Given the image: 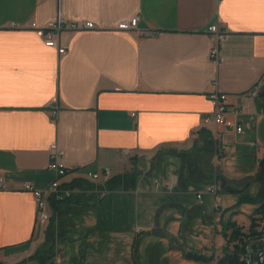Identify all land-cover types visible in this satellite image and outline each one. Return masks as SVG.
<instances>
[{"label":"crops","instance_id":"0c3cea01","mask_svg":"<svg viewBox=\"0 0 264 264\" xmlns=\"http://www.w3.org/2000/svg\"><path fill=\"white\" fill-rule=\"evenodd\" d=\"M59 16L95 26L61 32L63 55L26 28ZM135 17L137 30L117 28ZM211 24L226 33L218 66ZM263 74L264 0H0V264H218L229 224L249 234L264 217V154L248 145L264 146V115L233 114L259 113L264 98L245 92ZM212 92L242 134L200 127ZM51 143L70 173L102 176L68 175L72 196L38 230L21 186L54 179ZM211 184L220 211L196 199Z\"/></svg>","mask_w":264,"mask_h":264},{"label":"built area","instance_id":"2783aa9c","mask_svg":"<svg viewBox=\"0 0 264 264\" xmlns=\"http://www.w3.org/2000/svg\"><path fill=\"white\" fill-rule=\"evenodd\" d=\"M138 18L135 17L130 21L121 22L117 28L122 31L137 30ZM10 27H16L14 23L10 24ZM27 29L35 32L39 36L43 44L46 47L57 49L58 53L63 55L66 53V49L61 47L58 42V36L63 31L76 32L78 30H87L95 28L92 22H71L66 21L60 16L51 22H48L44 26H38L35 22H31L26 26ZM206 32L213 38L214 44L210 49V61L212 65L218 66L223 63L224 58L220 51L225 42L226 33L222 30L218 24H211L207 27ZM246 97L249 100H254L258 97L264 98V74L259 80L245 92ZM208 99L211 102L212 110L210 113L205 115L201 120L200 127L214 130L218 127H223L226 130H233L238 134L244 132L241 123L238 120H232L227 117L228 114V102L227 96L218 92H212L208 95ZM57 114V110L52 111V116ZM233 114L235 117L247 116L249 120H254L256 115H264V103L259 113L255 115L250 114L247 109L243 106H234ZM214 136L217 140H221L220 133L214 131ZM250 148H260L264 154V146H258L256 143H249ZM227 144L222 143L220 147V153L226 152ZM49 160L47 169L54 174V179L46 185L44 188L37 189L30 183H23L21 190L29 192L33 195L36 204V217L35 225L39 230H44L51 218V208L55 204H59L69 199L73 194V187L70 186V180L65 181L68 175L78 176L80 170H71L66 167L63 162V152L55 143H51L48 146ZM124 154H130L129 151H125ZM86 180L95 181L102 176L101 172H89L85 171L81 173ZM110 173L108 170L104 172V176H108ZM155 186L159 187L160 182H155ZM175 187L174 182H168L165 184L167 191H173ZM0 189H5V186L0 179ZM209 194L213 197L214 209L220 211L222 207V196L215 184L208 185L203 191L196 193V199L201 202L203 194ZM264 246V244H263ZM59 263V260H57Z\"/></svg>","mask_w":264,"mask_h":264},{"label":"rangeland","instance_id":"374dc122","mask_svg":"<svg viewBox=\"0 0 264 264\" xmlns=\"http://www.w3.org/2000/svg\"><path fill=\"white\" fill-rule=\"evenodd\" d=\"M222 203H224V202L222 201ZM256 219H257L256 222H254L253 225L251 226L252 230L250 231L249 234H252V233L255 232L257 234L255 237L264 236V217H260V215H259V217H257ZM240 232L243 233L241 230H240ZM230 233L231 232H228V234H230ZM243 234H245V235L241 239V241H239L237 239H229V241H227V248H228V250L230 252H233L235 250V247H237L235 251H237L236 253L239 255V258L240 259H245L247 262H249V259L247 260L248 257H247V255H245V253L246 254H251L253 256V258L255 259V255H256V252H257L256 247L258 245H260L258 243L262 244V242L259 241L257 243L258 245L257 244H253V243H249L248 239L245 238L249 234H246V233H243ZM250 237H253V236H250ZM245 242H247V243H245ZM243 243H245V244H243ZM262 247H263V245H262ZM62 248H63V252H64V255H63L64 260L68 259L69 255H70L71 248L68 247L67 245L62 247ZM241 248L245 249L244 250L245 251L244 254L240 251ZM64 264H67V263H64Z\"/></svg>","mask_w":264,"mask_h":264},{"label":"trees","instance_id":"16d2710c","mask_svg":"<svg viewBox=\"0 0 264 264\" xmlns=\"http://www.w3.org/2000/svg\"><path fill=\"white\" fill-rule=\"evenodd\" d=\"M262 197H263V202L262 204L256 209V213L258 214H263L264 215V192L262 194ZM57 205V204H55ZM54 206V205H53ZM227 229H232V232H231V235H230V238H228V241L229 239H237L239 241H241V239L244 237L245 234L241 233L240 232V227H237L234 223H230L229 226L227 227ZM257 234L254 232L252 234H249L247 235L245 238L248 239V242L249 243H253V244H257L259 241L255 240L254 238H257L255 237ZM250 236H253V237H250ZM254 239V241L252 240ZM247 243V242H245ZM243 243V244H245ZM260 244V245H258ZM257 247H256V250L260 249L262 247V244L261 243H258ZM237 247H235V250H236ZM233 251V252H230L227 248V246H225L224 248V254L223 256L218 260V264H247V261L245 259H240L239 258V255L236 253L237 251ZM245 249L241 248V252L244 254V251ZM188 255H191V254H188ZM197 259L200 258V256H197V255H191ZM262 264H264V260L262 262Z\"/></svg>","mask_w":264,"mask_h":264},{"label":"water","instance_id":"95a60500","mask_svg":"<svg viewBox=\"0 0 264 264\" xmlns=\"http://www.w3.org/2000/svg\"><path fill=\"white\" fill-rule=\"evenodd\" d=\"M257 241H261L262 245L264 244V236H260L257 238H254ZM254 239H252L254 241ZM247 255V260L249 259V262H247V264H262L263 260H264V246L260 249L257 250L256 255H255V259L253 258V256L251 254H246Z\"/></svg>","mask_w":264,"mask_h":264}]
</instances>
